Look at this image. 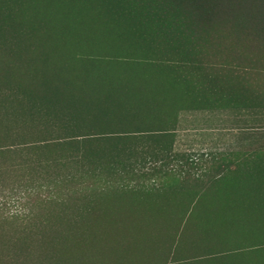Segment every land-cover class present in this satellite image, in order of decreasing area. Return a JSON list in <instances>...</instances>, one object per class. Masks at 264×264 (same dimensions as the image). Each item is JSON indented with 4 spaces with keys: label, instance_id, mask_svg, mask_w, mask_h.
I'll list each match as a JSON object with an SVG mask.
<instances>
[{
    "label": "trees",
    "instance_id": "obj_1",
    "mask_svg": "<svg viewBox=\"0 0 264 264\" xmlns=\"http://www.w3.org/2000/svg\"><path fill=\"white\" fill-rule=\"evenodd\" d=\"M89 1L0 0V264H108L122 212L173 209L180 225L201 214L190 205L229 210L183 222L172 251L264 246V136L193 177L174 146L179 111L264 119V0H93L120 33L74 50L84 63H54V37L22 33Z\"/></svg>",
    "mask_w": 264,
    "mask_h": 264
},
{
    "label": "rangeland",
    "instance_id": "obj_2",
    "mask_svg": "<svg viewBox=\"0 0 264 264\" xmlns=\"http://www.w3.org/2000/svg\"><path fill=\"white\" fill-rule=\"evenodd\" d=\"M87 3L90 4V9L77 10L76 13L72 11L73 15L66 16L67 24L65 23L63 27L51 25L22 33L54 37L57 43L53 48L55 50L54 54L60 59L54 63H84L72 58L74 50H77L78 47L91 48L103 46L112 41L116 34L120 33V30L108 26L104 19L106 17L94 9L95 1L91 0ZM41 10H46L44 4L39 6L38 11ZM22 12L32 14L34 13L33 7L23 8ZM263 136L264 119L258 120L251 113H238L229 110H184L179 111L177 114L174 146L179 151L189 153L191 158L190 163L182 164L180 168L188 169L190 176L193 177L200 175L202 171H213L215 165L220 161L235 163L236 161L250 157L245 144L250 143L253 145L257 138H259L258 141H261L260 138ZM246 137L256 140H243ZM175 175L181 174L175 173ZM16 207H18L17 204L11 205L10 203L11 209ZM160 211H152V214L145 211L150 215L140 212V210L136 211L138 214L122 212L121 217H116V219L153 221L154 225H159L163 220L177 222L175 215L174 218L171 217L174 214L170 212L171 210H165V213ZM160 214H166V216H159ZM175 214L178 215L177 213ZM131 230L145 231L150 229L138 228V230L130 229L128 231ZM129 237L131 243H128V249L132 250L134 244H139L136 240L132 239L138 237ZM140 238L146 240L152 237L141 236ZM148 243L152 242L143 240L140 244ZM135 248L138 249L137 247ZM105 260V258L102 260L94 258L90 264H106Z\"/></svg>",
    "mask_w": 264,
    "mask_h": 264
},
{
    "label": "crops",
    "instance_id": "obj_3",
    "mask_svg": "<svg viewBox=\"0 0 264 264\" xmlns=\"http://www.w3.org/2000/svg\"><path fill=\"white\" fill-rule=\"evenodd\" d=\"M173 210V209H168ZM193 214L184 217L180 225L169 220H163L159 225L153 221L142 220H115L110 221L108 227L116 230L109 232L112 241L107 243L106 254L108 264H264V246L253 245L257 242L252 238H240L237 242L244 244L233 252H214L194 250L172 251L170 240L182 230L183 222H194L214 218L213 212L229 210L219 205H190L187 209ZM207 213V214H206ZM157 222V221H156ZM188 226V225H187ZM146 228V231H126L124 229ZM155 229V230H154ZM192 229H183V236L192 237ZM129 236L160 237L165 238L158 244H134L133 249H128L131 241ZM137 247L138 249H136Z\"/></svg>",
    "mask_w": 264,
    "mask_h": 264
}]
</instances>
